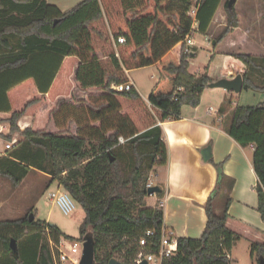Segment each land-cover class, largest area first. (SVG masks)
Returning a JSON list of instances; mask_svg holds the SVG:
<instances>
[{
    "label": "trees",
    "instance_id": "trees-1",
    "mask_svg": "<svg viewBox=\"0 0 264 264\" xmlns=\"http://www.w3.org/2000/svg\"><path fill=\"white\" fill-rule=\"evenodd\" d=\"M194 1L198 31L205 33L223 0H82L67 11L48 0H0V111L11 113L4 137L11 140L19 132L24 140L18 138L0 154V176L18 184L20 178L9 168L28 171L31 152L43 151L44 162L32 164L84 209L79 239L93 234L94 264H110L113 258L119 264H137L140 251L148 254L160 248L164 210L146 202L153 169L168 161L160 123L179 117L184 105H199L213 81L207 70L200 75L190 72L192 52H184V45L179 55L173 52L192 34L189 11ZM228 3L224 1L228 26L213 39L214 50L234 57L245 88L264 91L251 71L261 67L264 48L242 33L235 5ZM122 35L124 43L117 40ZM150 65L159 75L150 104L136 88H111L129 82L126 70ZM28 80L33 82H28V96L22 97L17 89ZM11 89L16 106L9 98ZM26 113L35 116L34 124L21 129L18 121ZM228 133L241 145L254 146L255 188L264 220V102L236 104ZM120 136L127 141L120 144ZM21 143L29 160L8 158ZM124 144L131 163L122 156ZM220 191L219 183L208 197L202 236L178 237L177 251L162 264H230L228 254L242 237L251 241V254L264 261V232L255 230L259 235H254L240 226L245 224L229 214L230 196L217 212ZM32 211L0 219V254L10 255L13 264H54L47 229L56 241L62 236L75 239L47 221H31ZM149 229L154 234L141 245ZM27 237L33 238L32 247L22 243ZM13 238L16 252L10 246Z\"/></svg>",
    "mask_w": 264,
    "mask_h": 264
},
{
    "label": "crops",
    "instance_id": "crops-1",
    "mask_svg": "<svg viewBox=\"0 0 264 264\" xmlns=\"http://www.w3.org/2000/svg\"><path fill=\"white\" fill-rule=\"evenodd\" d=\"M81 1L78 0L77 3ZM48 2L57 5L62 11L70 9H63L61 0L56 3H53L52 0H48ZM249 12L255 16L256 8L251 7ZM215 16L208 30L203 33L209 39H211L210 29L212 30ZM241 21L239 23H242ZM250 31L249 28L244 34L250 33ZM193 32H199L198 23L193 26L192 39H194ZM182 45L184 44L178 43L173 48L175 55H179ZM197 48L195 44L191 46L192 53L189 58L191 73L200 75L207 70L213 81L221 78H233L238 74L234 68V57L225 54L217 55L220 57L218 65H214V68H222V70H215L212 66L209 68V65L197 64ZM132 70H126V72L129 81L134 83L139 92L138 83L131 76ZM158 77L159 75H156L154 83L148 89V95L142 96L139 92L147 103H149V94ZM56 80L57 77L53 87ZM11 91L12 89L9 91L10 101H12ZM232 93L236 92L208 85L199 105H184L179 117H172L160 123L167 145L168 161L153 169L151 176L155 179V186H159L161 191L153 195L149 194L146 202L148 205L159 207L163 202L164 205L161 207L164 210L163 227L175 238H200L202 236L208 220L205 206L208 197L219 183L221 191L217 201V212L222 210L224 199L230 196L232 201L229 205V214L240 223L245 224L244 226L240 224V226L254 235H259L256 232L258 230L264 232V220L258 210L259 198L255 188L258 177L253 168L254 146L252 144L243 146L228 133L232 111L236 106L232 103ZM211 108L213 109L210 110ZM10 114V112L0 111V137L2 138L10 130L7 120ZM4 143L0 145V152L4 150ZM208 146L211 148V152L209 158L205 159L204 153ZM217 164L221 165L217 166ZM219 168L222 170L221 173ZM222 173L225 174L224 177H221ZM231 184H233L232 189H229ZM148 198H152L153 201H148ZM233 248L228 254L229 258H232Z\"/></svg>",
    "mask_w": 264,
    "mask_h": 264
},
{
    "label": "rangeland",
    "instance_id": "rangeland-1",
    "mask_svg": "<svg viewBox=\"0 0 264 264\" xmlns=\"http://www.w3.org/2000/svg\"><path fill=\"white\" fill-rule=\"evenodd\" d=\"M52 1L53 3H56V1L58 0ZM224 1L226 0L222 1L223 4L220 6V10L215 16L214 24H212V30L210 29V37L212 40L209 39L206 34H203L201 32H193V42L198 47L196 55L197 64L209 65V68L212 66V68L215 70H222V68H214V65H218L217 62L220 57H218L217 55H220V53L215 52L213 39L218 36L226 28V26H228ZM77 2L78 0H61V7L63 9H69L73 7ZM234 5L239 22L242 20V23H239V29H241L242 33H245V31L250 28V33L246 34L254 39V41L258 45L264 48L263 0H236ZM251 7L254 9L256 8L255 16L250 14L249 12V9H251ZM258 63L261 65V67L253 68L251 70L252 76L257 84L264 85V61L258 60ZM228 65L230 64L228 63ZM156 75H158V70L155 65H152L150 67L146 66L135 68L132 70L131 76L137 81L138 88L140 89L139 92L142 96H146L148 89H150V86L155 81ZM30 81L33 82L32 80L23 82L21 84V87L17 89L19 90V93L21 92L22 97L28 96L27 86L29 85L28 82ZM15 94L16 93H14V95ZM33 94L36 93L33 92ZM232 94V103L235 105L239 104L247 106L264 102V91H256L254 89L244 87L240 93ZM11 103L13 106L17 105V101L14 98L12 99ZM34 118V115L26 113L20 118V120L18 121V125L21 129L27 128L28 126H33L35 120ZM13 137H16L17 139L19 138L20 140H22L21 142H24L19 132H15L12 138ZM5 140L7 141L9 139L4 136L3 138L0 137V145H3ZM123 146L124 151L122 152V156L128 163H131L132 155L128 150L127 145L124 144ZM4 150L6 151L5 143ZM24 151L25 144L21 143L11 151L12 154L8 158L18 159V157H20V159L28 161L29 158L27 156H23L25 154ZM0 154L3 153L1 152ZM29 157L31 162L29 164H31L32 169L23 171L21 167L17 166H12L11 168H9L10 171L15 173L20 178L18 184L15 185L11 180L0 176V219H13L23 217L27 213L29 208H34L35 211H32L34 213V219L36 218V220L47 221L48 223L55 225L64 234L71 236L75 240L81 242V248L83 249V240L79 239V226L85 216L84 209L79 203H77V209L73 214H64L60 207L56 203H54L52 199L49 198V192L57 189V182H53L51 184L49 182V177L47 176V174L41 170H38L37 167L33 165L44 162L43 151H33L31 152V155ZM7 160L8 159H3L2 161ZM150 177L151 180L155 182V179L151 175ZM148 201L152 202L153 199L148 198ZM25 230L36 231L37 227H27ZM22 243L26 244V246L28 247H32L33 238H23ZM251 244V241L244 237L237 240L233 248L231 256L232 258H229L231 264H262V257L258 255L253 256L251 254ZM18 252L21 255V258H23V250L21 246L19 247ZM0 264H13V260L10 255L6 256L0 254Z\"/></svg>",
    "mask_w": 264,
    "mask_h": 264
},
{
    "label": "built area",
    "instance_id": "built-area-1",
    "mask_svg": "<svg viewBox=\"0 0 264 264\" xmlns=\"http://www.w3.org/2000/svg\"><path fill=\"white\" fill-rule=\"evenodd\" d=\"M194 2L195 4L190 9L189 14L194 18V24H195L197 23L196 16H197L198 7L196 5L197 1ZM117 40L120 43H124L126 42V37L123 35L118 36ZM183 44H184L183 51L186 53H191L192 52L191 46L194 44L192 37L187 36ZM111 88L116 91H130L133 88H135V86L133 82L129 81L126 83L112 84ZM212 109L213 108H211L210 110ZM17 141L18 139L16 137H13L11 140H7L5 142L6 150L12 148L17 143ZM126 141L127 139L125 137L123 136L119 137L120 144H123ZM1 152L4 153L5 150ZM153 186H155V182L151 180L150 177L147 183V187L150 188ZM153 194H156V192H153L150 195ZM49 198L52 199L54 203H56L60 207L62 212L66 215L73 214L77 209V202L75 201V199L71 196L70 193L63 190L62 188H57L54 191H50ZM163 205H164L163 202H161L160 206L162 207ZM153 234H154V230L152 229L147 230L145 236L140 239V244L145 245L147 243L146 238ZM47 235H48L50 249L52 251L54 264H80V260L82 256V248L80 244L81 242L77 240L70 241L65 237H61L59 241H56L50 234L49 229H47ZM177 248H178L177 238L173 237L172 233L167 232L163 227L159 250L157 252H152L148 254H145L144 251H140L136 257V263L142 264L143 260L146 259L149 264L151 263L162 264L164 257L173 255L177 251Z\"/></svg>",
    "mask_w": 264,
    "mask_h": 264
},
{
    "label": "water",
    "instance_id": "water-1",
    "mask_svg": "<svg viewBox=\"0 0 264 264\" xmlns=\"http://www.w3.org/2000/svg\"><path fill=\"white\" fill-rule=\"evenodd\" d=\"M236 0H229L228 6L232 7L235 4ZM215 44V40L213 41ZM210 87H223L229 91H233L239 93L244 88V80L241 73H238L233 78H221L216 81L209 83ZM211 152V148L208 146L205 149L204 157L205 159L209 158ZM112 160H114L112 158ZM219 172L221 173L222 170L219 168ZM161 188L159 186H153L148 188V193L151 194L153 192H160ZM30 220H34V213H30ZM10 246L14 252L17 251V241L13 238L11 239ZM95 260V247H94V237L92 233H89L84 236L83 239V249H82V256L80 260V264H94ZM110 264H119L117 259L113 258L110 261ZM142 264H149L148 261L145 259L143 260Z\"/></svg>",
    "mask_w": 264,
    "mask_h": 264
}]
</instances>
